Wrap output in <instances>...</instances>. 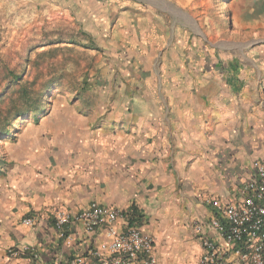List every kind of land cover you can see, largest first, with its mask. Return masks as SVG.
Segmentation results:
<instances>
[{
	"label": "crops",
	"instance_id": "obj_1",
	"mask_svg": "<svg viewBox=\"0 0 264 264\" xmlns=\"http://www.w3.org/2000/svg\"><path fill=\"white\" fill-rule=\"evenodd\" d=\"M83 1L76 44L92 45L91 78L54 83L59 94L0 137V264H28L11 247L41 263L89 258L104 231L73 223L63 238L53 218L91 201L134 206L158 264H198L191 222L213 212L206 198L233 197L264 163V0H237L215 38L173 0Z\"/></svg>",
	"mask_w": 264,
	"mask_h": 264
},
{
	"label": "rangeland",
	"instance_id": "obj_2",
	"mask_svg": "<svg viewBox=\"0 0 264 264\" xmlns=\"http://www.w3.org/2000/svg\"><path fill=\"white\" fill-rule=\"evenodd\" d=\"M155 1L161 0L150 3ZM173 1L188 14L180 17L196 22L207 35L229 33L237 0ZM75 6L81 8L73 0H0V137L22 125L15 115L29 113L40 100L45 104L59 94L54 83H86L91 78L85 69L92 52L83 48L92 45L76 44L85 35L77 20L85 16Z\"/></svg>",
	"mask_w": 264,
	"mask_h": 264
},
{
	"label": "built area",
	"instance_id": "obj_3",
	"mask_svg": "<svg viewBox=\"0 0 264 264\" xmlns=\"http://www.w3.org/2000/svg\"><path fill=\"white\" fill-rule=\"evenodd\" d=\"M206 203L211 215L191 222L200 246L198 264H264V163L252 162L233 197H208ZM34 221L26 218L23 223L31 226ZM73 223H80L87 234L102 229L105 241L90 248L89 258L75 256L67 264H158L154 237L143 231L140 221L131 223L123 209L91 201L75 213L54 215L53 225L63 238ZM6 252L14 258L27 253L28 264L41 263L33 248L11 247Z\"/></svg>",
	"mask_w": 264,
	"mask_h": 264
},
{
	"label": "trees",
	"instance_id": "obj_4",
	"mask_svg": "<svg viewBox=\"0 0 264 264\" xmlns=\"http://www.w3.org/2000/svg\"><path fill=\"white\" fill-rule=\"evenodd\" d=\"M47 86H49V85H47ZM47 86H46V87H43V88L41 89V92L45 91V90L47 89ZM42 103H43L42 100H40V101H39V105L36 107V109H32V110L30 109V110L28 111L29 113L25 112L24 115H20V114H19V115H15V119H14V120L23 119V118H25V116L37 112V111L41 108V104H42ZM6 135H7V134H6ZM136 211H137L136 208H135L134 206H132V207H131V212H130V213L127 212L128 219H129V221H130L131 223H132V222H135V221H137V222L140 221V216L137 214Z\"/></svg>",
	"mask_w": 264,
	"mask_h": 264
}]
</instances>
